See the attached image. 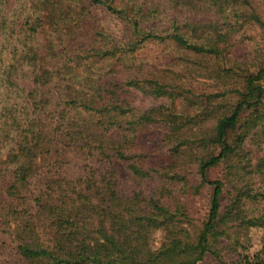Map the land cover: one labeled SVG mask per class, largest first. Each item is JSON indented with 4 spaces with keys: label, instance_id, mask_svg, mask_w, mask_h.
Wrapping results in <instances>:
<instances>
[{
    "label": "trees",
    "instance_id": "1",
    "mask_svg": "<svg viewBox=\"0 0 264 264\" xmlns=\"http://www.w3.org/2000/svg\"><path fill=\"white\" fill-rule=\"evenodd\" d=\"M207 256L264 264V0H0V264Z\"/></svg>",
    "mask_w": 264,
    "mask_h": 264
},
{
    "label": "rangeland",
    "instance_id": "2",
    "mask_svg": "<svg viewBox=\"0 0 264 264\" xmlns=\"http://www.w3.org/2000/svg\"><path fill=\"white\" fill-rule=\"evenodd\" d=\"M16 3V0H9V6L14 7ZM95 12L100 17V22L102 24V27L104 30L112 33L116 37H118L121 33V25L114 16L106 13L104 10L100 8H95ZM248 49L247 47H240L236 50V54L238 56L247 57L248 56ZM168 52L163 51L162 48H158L155 46H148L143 52L142 56L144 57V61L146 63H149V65L157 66L164 64ZM154 104L153 102L149 101L148 99L142 100L138 102V107L141 109L150 108ZM143 141L148 145L149 150L152 154V160L151 162L159 163L160 161H163L167 155V149L163 148L161 145L160 140H158L157 137H152V135H146L143 139ZM246 149L248 151H252L254 156H258L260 153L255 151V149L251 148L250 146L246 145ZM116 168L117 177L119 179V182L121 183V186L127 190L132 191L134 189H140L143 186H138L136 182L133 181V179L130 176L129 171L124 167V165L120 162L114 163ZM216 176V171L213 170V172L210 173V177L213 178ZM212 194L211 188H205L201 194L195 198H193V206L195 213V218L199 220H203L204 215L206 214V209L209 204V198ZM252 236V247L249 250V253L255 254L260 249V238H261V232L259 231H253L251 233ZM232 254L226 253L223 257V260L226 263H230L233 260ZM198 264H222L219 261L211 258V257H205L204 260Z\"/></svg>",
    "mask_w": 264,
    "mask_h": 264
}]
</instances>
